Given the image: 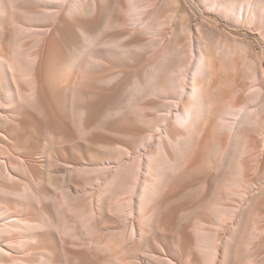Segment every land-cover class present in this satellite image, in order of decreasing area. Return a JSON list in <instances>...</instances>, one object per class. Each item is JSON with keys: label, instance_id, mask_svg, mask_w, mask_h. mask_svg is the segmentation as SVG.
Segmentation results:
<instances>
[{"label": "rangeland", "instance_id": "374dc122", "mask_svg": "<svg viewBox=\"0 0 264 264\" xmlns=\"http://www.w3.org/2000/svg\"><path fill=\"white\" fill-rule=\"evenodd\" d=\"M5 1L11 0H0V4ZM178 1L165 0L164 12L169 15L167 26L175 28L168 36L175 37L172 40H178L185 49L188 31L194 35L197 31L196 26L192 30L195 22L187 6ZM44 3L37 0L31 5H19L12 0L11 6L0 12V161L1 158L3 161L0 162L3 164H0V224L12 223L8 231H0V245L4 247L0 249V264H264V188L260 189L264 183V149L260 163L256 157L264 138V97L252 99L251 108L263 109L258 122L247 131L245 143L239 146L213 119L210 121L199 147L186 155L189 170L158 185L143 221L137 214L136 193L140 187L135 186V170L167 128L166 116L174 113L178 95L172 93L173 100L139 94L128 108L101 122L99 113L97 117L93 115L101 96L98 93L104 91L98 77L115 73L114 97H122L118 96L120 83L139 72L145 59L124 60L120 54L110 58L95 51L91 64H83L81 68L63 67L65 50L78 45L72 29L60 41L65 45L60 67L55 70L50 62L39 84L17 85L11 72L5 69L11 68L10 57L14 52L24 51L33 56L45 44L44 39L52 31H47L52 19L43 15L49 10L44 9ZM121 7V0L112 1L109 20L104 22L108 36L102 31L93 45L95 48L103 45L101 40L105 37L112 44L131 43L133 36L125 32L129 26L121 21ZM30 11L40 17L26 19L25 14ZM202 27L210 25L203 23ZM231 29L223 22L218 32L226 36L223 30ZM245 32L240 29L238 34H232L233 41L241 42ZM135 36L145 39L146 35L136 32ZM246 39L256 50L252 57L256 63L260 50L264 49L252 36ZM134 43L129 46L134 48ZM149 55V59L154 57ZM226 71L229 73L225 72L218 84L212 85L227 93L225 101L235 102L239 93L234 97L233 92L240 84L253 92V85L248 86L250 69L244 70L239 81H235L232 70ZM30 90L34 91V108L21 101V96ZM88 119H93L94 124H87ZM241 149L247 165L237 174L234 165ZM64 162L71 164V168L67 163L64 167ZM120 167H127L129 173L119 187L122 191L110 183ZM68 178L71 186L78 189L79 197L82 194L77 201L79 211L96 201L89 211H84L90 217L88 226L81 218L68 214L62 196ZM246 184L251 185L254 193L243 191ZM106 227L116 228V239L119 236L123 239L119 240L121 245H116L118 249L124 239L131 237L135 240L134 248L119 250L117 258L109 251L92 249L90 236ZM71 230L75 234L68 232ZM124 234H127L125 238ZM116 239L113 238L117 244Z\"/></svg>", "mask_w": 264, "mask_h": 264}, {"label": "bare ground", "instance_id": "6f19581e", "mask_svg": "<svg viewBox=\"0 0 264 264\" xmlns=\"http://www.w3.org/2000/svg\"><path fill=\"white\" fill-rule=\"evenodd\" d=\"M16 1L19 5H31L32 2L37 0ZM39 1H45L43 4L44 9H49L43 15L52 19L51 28L47 30L48 32L52 31L44 39L45 44L38 53L32 56L26 55L24 51H17L10 57L12 66L10 69H5V71L11 72L17 85L22 86L26 82L39 84L40 78L43 77V72H46L50 62L55 70L60 67L65 49V45L60 41L67 34V30L72 29L73 34H76L75 40L78 45L73 50L72 48L65 50L63 67L81 68L83 64L89 65L94 60L95 51L110 58L113 55L120 54L124 60L137 58L138 61L141 57L145 59L139 72L135 73L129 80L125 79L124 82L120 83L119 90L121 93L118 96L122 97H114L113 81L116 76L115 73L101 74L98 77L104 91L98 93L101 96L93 110V115L97 117V113H99L102 117L101 122L104 119L109 121L115 113L128 108L139 94L150 93L151 95L165 97H172L170 96L172 93L178 95L176 96L179 101L174 103V113L167 114L169 117L166 116L169 121L167 128L159 137L156 146L146 153L144 162H139L138 168L135 170V178L137 179L135 186L140 187L139 192L136 193V195L138 194L137 214L140 215L143 221L149 201L155 196L158 185L170 177L182 176L189 170V166H186L189 161L186 159V155L192 154L199 147L203 138L202 133L207 131V126L212 119L218 128L224 130L237 146L241 145L242 142L245 143L244 139L247 131L251 130L258 122L263 107L251 108V101L254 98L264 97V50H260V59L258 58V61L256 59L257 62L253 63L252 57L256 50L252 42L248 41L246 37L252 36L256 43L264 49V0H179L181 4L187 6V10L195 22L192 25V30L196 26L197 31L195 35L193 31H188L189 36L186 37L187 40L184 39L188 44L185 49L177 42L178 40H172L175 37L168 36V32L175 31V28L171 29L172 25L167 26L169 24L167 18L169 17H166L168 14L165 15L164 12L165 0H121V9L123 10L121 21L129 26V29L125 32L129 37L133 36L131 43L135 42L134 45L132 44L134 48L129 46L131 43L114 42L112 44V41L106 37L101 40L103 42L102 46L97 48L93 46L95 41L99 40L102 31L104 36H108L104 22L106 23L109 20L113 0ZM11 4L12 0L0 4V12L6 11ZM39 17V14L31 13V11L25 14L26 19L32 20ZM223 22L232 27L229 32L225 31L226 29L223 30L226 36L218 32V28ZM203 23L209 24L210 27H202ZM240 29L247 31L243 33L244 38L241 42L233 41L235 37L232 34H238ZM136 32L144 33L146 35L145 39H139L135 36ZM44 34L47 33L42 32V35ZM149 54H154V57L149 59ZM96 61L98 64H102L99 60ZM1 63L5 66V59ZM227 69L233 71L235 81H239L244 77V70L250 69L249 79L251 85L248 84V86L253 85V92L244 89L243 84H240L233 92L234 97L237 95L236 93H239L234 98L235 102L225 101L227 93L216 90L212 85L214 83L218 84V79L227 72ZM21 101L24 105L34 108V91L30 90V92L24 93L21 96ZM170 102L173 101L170 100ZM119 104L120 106L117 107ZM86 122L87 124H94L95 121L88 119ZM261 147L256 155L259 163L264 149V138ZM242 155L243 150L241 149L234 165L237 174H241L245 170V164L247 165ZM64 163V167L69 165L68 162ZM69 166L71 168V164ZM220 167L222 168V164ZM254 167H257V165ZM4 169L6 172V168ZM127 173V167H120L112 177L113 179L111 178L110 183L116 184L115 188L118 189L123 186ZM69 180V178L66 179L65 189L62 190L64 191L62 196H64L68 214L72 213L78 219L81 218L84 225L88 226L90 217H87L84 211H89L88 208L96 201L93 198L94 201H92V204L90 203L91 206L82 212L79 211L80 207L77 201L78 198L82 197V194L79 197L78 189L72 187ZM262 188H264V183L260 186V189ZM118 190L122 191L120 188ZM120 191V194L123 193ZM243 191L254 193L249 184L245 185ZM108 194L107 196H109ZM127 202L130 203L129 200ZM127 202L124 203L127 204ZM131 211L132 214H135V207ZM63 218H67V215H63ZM11 226L12 223L10 222L5 225L0 224V231H8ZM115 232L116 228L106 227L99 230L98 233L92 234V237L90 236L93 243L92 249L109 251L113 257L117 258L119 257V250L125 252L134 248L135 240L134 237H131L127 240L124 239L123 246L118 249L116 245H121L120 242L123 239L120 236L119 238L117 236L118 239H116ZM73 233L75 234V232ZM127 234H124V238ZM114 237L115 241H121L119 243L117 241L116 244L113 240ZM121 237L123 238V236ZM83 240L85 239L83 238ZM83 240L81 241L83 242ZM139 247H142L141 244H139ZM2 248L4 250V247L0 245L1 250Z\"/></svg>", "mask_w": 264, "mask_h": 264}]
</instances>
